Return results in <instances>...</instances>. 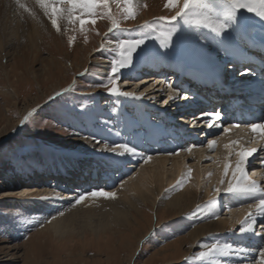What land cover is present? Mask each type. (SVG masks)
<instances>
[{
    "label": "rangeland",
    "instance_id": "rangeland-1",
    "mask_svg": "<svg viewBox=\"0 0 264 264\" xmlns=\"http://www.w3.org/2000/svg\"><path fill=\"white\" fill-rule=\"evenodd\" d=\"M11 1H3L4 13L0 21L5 28L4 33L6 35H10L13 29L19 28L22 37L19 40L9 36L5 49L0 54V65L3 66L0 68V264H200L199 261L193 259L194 254L203 250L202 244L217 242L218 235L205 238L203 243H199L194 247L190 246L188 241H183V238L197 225L205 223L206 221L203 220L209 217L210 212L208 211L193 215L197 210V205H206L214 197L213 189L217 184L211 186L213 197L210 199L205 198V189L211 185L208 182L209 173L207 174L208 177L205 176L207 179L201 188L192 187V190L198 191L199 200H197L198 202L191 212L182 217L164 213L166 209L164 206H158V208L156 206L154 209L144 206L146 208L144 209L146 221L144 223L141 220L140 224L147 226V234H144L146 232L144 230L139 231L140 226H134L133 230L122 228V231L109 240L103 239L99 242L96 235L91 233L88 226L82 224L81 220L79 223L83 228L77 229V227V231L69 233L64 237L65 239H58L55 236H49L41 232V227L46 223L47 218H45L46 213L42 210L45 209V206L52 203L57 205L69 203L67 206L71 207L76 196L89 193V190L90 192L97 189L117 191L121 188V184H124L130 177L136 176L139 170L146 166L147 163H143V160L139 158L118 157L110 152L103 151L105 144L114 146L116 143H134L145 156H148L149 153H151L150 155H156L160 150L166 151L171 147H177V145L168 144L163 149H156L153 145H147L144 142V133L147 127H136L134 125L135 123H141L143 117L135 105L131 103L130 98L109 95L105 97L104 95H107L105 90L102 87L94 86L98 85L110 71V62L115 56V37L113 33H108L110 24L107 20L98 19L94 26L91 24L86 25L88 30L86 33L87 43H85L84 34L78 31V22L75 25H69L66 21H61V32L57 33L50 21L43 15V11L35 3V0H22L35 13L34 17L18 9L15 0ZM140 3L147 4V8H141L135 20L123 22L121 24L122 29L135 30L145 21L154 22L160 16L172 14L164 7L165 0H140ZM112 10L114 13L117 11L114 4ZM246 15L252 25L256 26L253 34L264 39V34H261L264 30L262 22L251 13ZM32 22L36 23L34 25L38 29L34 44L28 42L26 36L30 26L33 25ZM184 31L186 34L181 41H177L176 37H173L172 49H161L158 41L147 40L142 47L152 51L158 50L161 55L140 56V50H138L137 54H134L133 65L122 70L124 75L121 76L119 81L120 88L123 91H133L137 95L143 92L145 101L155 102L156 105L163 104V101L166 100L165 86L168 85L167 90L171 88L174 92L182 94L180 85L174 84L175 82L172 83V86L165 83L162 88V86H157L159 84L157 80L150 83L146 81L148 78L154 79L155 76L151 75L142 76V80L138 79L136 81L135 72L157 64L179 67L180 62L176 54L178 50L183 51L189 58L210 62L213 66H218L219 62L217 60H220L221 55L224 53L231 54L226 51L223 52L224 48L219 45L218 41L222 38H213V35L205 36L207 30L186 28ZM105 33H108L111 42L104 49L97 51V49H100V45L105 42ZM239 33L237 31L235 35L233 33V36L232 34L230 36L225 34L228 36L229 50L238 48ZM133 34L138 35V33ZM68 35L76 37L72 47H69L67 43ZM166 52L168 55H163ZM228 58H231V56H228ZM100 62H104L105 67H101ZM185 73L189 74L190 72L186 70ZM145 81L146 83H144ZM69 86H74V90L64 92V89L69 88ZM153 88L154 90H152ZM57 92H61L62 95L56 96ZM49 96H53L55 99L49 100ZM176 101L175 103L169 102L165 112H170L173 115L172 121L175 122L176 118H179L178 120L182 123L185 117L182 113L179 114L180 110L178 108L180 106L178 105L180 103L178 104ZM34 107H38L40 113L37 118L38 124H45V128L41 129L38 126L33 127L29 124L25 126L27 131H21L19 119ZM150 107H152L150 103L143 104V110L148 117V125L161 126L164 123L162 113L157 114ZM186 120L185 127L182 129L183 132L191 126L193 119L191 121ZM174 122L166 123V126H168L167 136L174 135L176 136L175 139L178 140L182 132L178 130L180 127L176 126ZM241 128L247 127L234 128V131L229 134L224 131L217 133L215 150L210 151V153L207 150L210 156L203 159L199 165L197 157H195L198 148H193L195 154H186L187 151L181 148L179 155L185 154V157L188 156L185 165V177L190 166L189 169L193 171L191 179L185 182L186 184L182 186L181 190L172 191L173 187L167 186L159 199L166 194L165 199L168 200L170 197L181 193L182 190L184 191L188 186L187 184L193 180L194 167L202 166L206 170L208 164L220 159L226 152L225 140L239 141L240 144L242 143L248 148L251 145L250 143L259 135L252 133L250 130H247L248 133L245 134L241 131L244 129ZM104 130L106 133L101 136L100 133H103ZM164 135L159 138L164 137ZM84 137H88V139ZM96 141H99V143ZM205 146L201 148H205ZM262 153L259 157L264 159ZM179 155L162 153V157L170 158ZM109 157H112V159H109ZM232 157L234 158V156ZM77 160H86V163L95 160L106 163L107 170L111 171L109 176L112 180H107L108 183L106 184L100 182L92 189L80 188L85 192L79 193L77 191L79 184L64 187L62 186L64 184L60 182L58 186L49 175H42L45 170H52L65 163L74 166V162ZM120 161L123 162L118 163ZM255 163L262 166L259 160H256ZM85 169L90 171L91 168L83 167L81 170L83 174H85ZM258 170L264 172L261 167ZM79 174L81 175V173ZM36 175H39L38 178L35 177ZM69 180L74 184L72 178ZM61 181L69 183L68 180L61 179ZM47 186H52V188L47 189V195L41 196L46 199L41 200L38 209H32L29 206L28 203L37 202L26 200L31 195H18L19 192H26L27 187L35 188L38 193ZM57 191L61 194L59 196L61 198H65L67 195L72 197L70 196L67 200L57 199V196H55ZM32 198L35 197L32 196ZM98 199L102 198L89 199L90 202H87L90 203L89 206L84 202L81 205H76L82 206L81 209L84 212L87 213L88 211V215L91 216L93 222H96V225L104 222V220H101V213L104 212L105 208L103 202L110 201L108 199L97 201ZM216 199L218 205L213 211L219 214V218L228 220L229 217H232L231 212L226 208V200L229 198L221 193L220 197ZM38 201L40 200L38 199ZM102 203L104 208L101 207ZM157 204L159 205V202ZM242 204L246 206L247 202L233 200L230 206L234 210L243 207ZM159 213L161 216L157 217ZM215 219L217 218L212 216L209 220L215 221ZM228 222L229 225L225 234L227 236L225 237H232H230L231 242L229 244L241 248H250L253 252L262 247L261 245L254 247V245L248 246L247 244L238 243L237 239L239 241L249 239V242H253L254 239L246 233L241 234L239 232L240 223L236 224L232 220ZM259 222L260 219L258 218L257 223ZM146 223L147 225H144ZM165 225H171V227H164ZM257 226H261V224L256 225V230ZM259 229L257 232H264L261 227ZM101 230L104 231L101 232L104 233L101 237L109 235L105 232H112L107 227ZM125 232L126 235H123ZM154 232L158 235H153ZM258 238L260 239L259 236ZM177 249L178 251L174 253Z\"/></svg>",
    "mask_w": 264,
    "mask_h": 264
},
{
    "label": "snow or ice",
    "instance_id": "snow-or-ice-1",
    "mask_svg": "<svg viewBox=\"0 0 264 264\" xmlns=\"http://www.w3.org/2000/svg\"><path fill=\"white\" fill-rule=\"evenodd\" d=\"M15 3L22 12L34 17L35 13L22 0H15ZM35 3L43 11V15L50 21L57 33L61 32V21H66L69 25H75L78 22V31L84 34L85 43H87L86 33L88 30L86 25L91 24L94 26L98 19L109 22L108 33H113L115 37V56L110 62V71L98 85L94 86L102 87L112 97L140 99L144 96L143 92L137 95L133 91H123L119 86V81L121 76L124 75L122 70L133 65V57L138 50H140V56L161 55L158 50L152 51L142 47L147 40L158 41L161 49H172L173 37H176L177 41H181L186 34L184 29H203L211 33L213 38H222L218 43L227 52L230 45L225 34L231 35L232 32L247 27L251 23L246 15L247 13H251L255 18H258L262 22V28H264V0H165L164 7L172 14L160 16L154 22L145 21L135 30L122 29L121 24L128 20H135L140 9L147 8V4L140 3V0H35ZM113 4L117 9L115 13L112 10ZM108 33H105V42L100 45V49H97V51L104 49L111 42ZM133 33H138V35ZM75 39L74 35L67 36L69 47L73 46ZM163 55L167 56L168 53L166 52ZM72 90H74V86H69V88L64 89V92ZM60 95H62L61 92L56 93V96ZM179 95L178 92H172L163 103L175 102ZM181 98L186 99V97ZM48 99L53 100L55 97L49 96ZM39 114L38 107H34L26 115H23L19 119L21 131H27L25 126L29 124L44 129L45 124H38ZM202 115L210 117L206 121L209 129L221 127V114L219 112L203 113ZM260 121H252L246 126L252 133L258 134L260 140L264 141V117H260ZM193 123H195V120H193ZM240 126V124H232L231 128ZM229 131V128H224L225 133ZM84 138L88 139V137ZM96 142L99 143V141ZM255 142V140L252 141V143ZM216 146L217 140L215 139L208 140L206 143V147L210 151H214ZM194 147L195 145H192L183 150L191 153ZM224 147L228 150V156L224 158L223 172L218 185L213 189L214 197L206 205H197V210L193 215L208 211L218 219L219 214L213 210L218 205L216 198L220 197L221 193L231 200L247 202V214L239 222V232L259 236V243L262 247L253 252L250 248H233L231 244L217 241L202 244L203 250L194 254L193 259L199 261L200 264H221V257L227 258L235 254L236 256H243V259L235 261V264H245V260L248 261V264H264V232L256 231L258 218L261 221V226L264 227V184L252 178L253 175H261V178L264 179V172L249 174L250 167L256 160H259L262 168H264V159L256 155L259 151L257 147L244 148L239 141H232L230 144H225ZM103 151L110 152L118 157L139 158L143 160V163H148L152 159L151 156H145L140 152L134 143H116L114 146L105 144ZM171 154L179 155L180 153L174 152ZM233 155L236 157L234 164L230 159ZM254 156L255 160L249 159ZM109 159H112V157H109ZM118 163H122V161ZM216 163L219 164V161H216ZM211 175L209 173V176ZM191 176L192 170L188 169L186 177L178 180L172 191L181 190L185 182L191 179ZM121 187H123V184H121ZM18 195L24 196L27 193L22 192ZM89 197L114 200L117 198V194L114 191L97 189L76 196L73 206L82 204ZM59 198L61 197L57 196V199ZM39 199L44 200L46 198L39 197ZM60 215H63V213L61 212ZM52 219L54 220L56 217L53 216ZM47 222L51 223V220ZM164 227H171V225H165ZM153 235L158 234L154 232Z\"/></svg>",
    "mask_w": 264,
    "mask_h": 264
},
{
    "label": "bare ground",
    "instance_id": "bare-ground-1",
    "mask_svg": "<svg viewBox=\"0 0 264 264\" xmlns=\"http://www.w3.org/2000/svg\"><path fill=\"white\" fill-rule=\"evenodd\" d=\"M3 1L4 0H0V18L4 13L3 7H2ZM8 2H12V1L8 0ZM34 24H36V23H33V25ZM33 25H31V26H33ZM253 25L251 23L247 27H245L241 31H239L240 33L238 34V36L241 38H239V42L237 44L238 48L236 50H233V52L231 53V56H232L231 60L234 61V64L241 62V60L244 57H247L250 47H253L259 51H262L260 55L257 54L258 56H256V58H255L256 61H258L259 57L261 58L263 56L262 53L264 52L263 51L264 42L259 41L255 38L253 33H254L256 26L255 25L253 26ZM31 26H30L29 32L27 33L26 36L29 40L28 42H31L32 44H34L35 43L34 41H36L35 36L38 34V29L35 27V25L33 27H31ZM4 31H5V28L2 24V22L0 21V54L5 49L6 41H8L10 37H14V38L19 39V40L22 37V34L19 31V28L15 29V30L13 29V31L11 32L10 35H8V34L6 35L4 33ZM233 33L235 35V33H237V32H232V36H233ZM205 34H206L205 36H212V34L208 33V32ZM261 34H264V30H262ZM228 36H230V35H228ZM230 51H228V52H230ZM223 52H225V50ZM176 54H177V56L179 58L178 60L180 62L179 67L173 65L174 66L173 70L176 72L169 69L168 71L165 70L164 75H161V77H157V76H159V74H157L156 75L157 78L154 77V79L153 78H148V79L144 78V79H146V81L149 83L154 81V80L155 81L157 80V82H159V84H157V86H162V88L165 86V83L172 86L173 85L172 83L175 82L174 84H177L182 79V77L184 76L185 71L188 69V67H191L192 69H194V70L190 69L191 75L193 76V78H197L198 75H197L196 71H198V70L203 71V72L219 71V70L223 69L222 65H224L229 60V58H228L229 55L227 53H224L223 55H221L220 60L219 59L217 60V62H220L219 63L220 65L217 68H215L213 66V64L210 62H203L197 58H189L183 51L178 50L176 52ZM252 57H254V56H252ZM103 63L104 62L101 63V67H105V65H104L105 63L104 64ZM157 66L158 65H153V67H157ZM228 66H232V65L230 64ZM1 67H3V66L0 65V68ZM143 70L150 71L151 69H149V68L144 69L143 68L140 71H138L137 75L139 77L136 76V78H135L136 81H138V79H141L142 76L144 77L146 75L145 73H143ZM154 71H156V70H154ZM155 73H158V72H155ZM177 73H179V74H177ZM151 76H154V74ZM146 81L144 83H146ZM165 87H166L165 98L167 99L168 95L174 91L171 88H169L167 90L168 85ZM152 90H154V88ZM181 91L184 93V95L180 94L181 95L180 98L176 99L177 100L176 103H178V104L180 103L178 105V106H180L178 108V110H180L179 114L182 111L185 112L186 110H189L186 108L182 109V105H183V103H187L188 101H190V98H192L191 95H189L188 93L185 94V92L183 90H181ZM155 93H157V92H155ZM104 96L108 97V94L104 95ZM181 97H186V99L185 98L181 99ZM130 100H131V103H133L135 105L136 109L138 110V112H140V114L143 117V119H141L142 120L141 123H135L134 125L136 127H139V126L147 127L146 131L144 133L145 135L143 134L144 139H145V140L143 139L144 142L147 143V145L157 144V147H155L153 145L156 149H163L168 144L169 145H171V144L175 145L176 144L177 147H175V146H174L175 148L171 147L170 149H168L166 151L160 150L156 155H154V154L150 155L151 153L148 154V156L152 157L150 162H148L145 167L141 168L139 170L138 174H136V176L130 177L128 180H126L123 184V187L117 189V191H114L117 194V198L114 200H110V201L106 200L107 202H103V203H105V208L103 207L104 205L102 203L101 207L104 208V212L101 213V215H102L101 220H104V222L102 224L96 225V222H93L91 219V216L88 215V211L86 213V211L84 212L81 209L82 206L80 207V206H72L71 205V207H70V206H67L69 203H66V204L61 203L58 205L56 203H54V204L52 203V204H49V206H45L44 207L45 209H42L44 211V213H46L45 218L47 217L46 223L41 227V232H43L44 234L49 235V236H55L58 239L59 238L62 239L65 236H67L69 233L76 232L77 227H78L77 229H82L83 227H82V225H80L81 223H79L81 221H82V224L88 226L89 231L91 233H94L96 235L99 242L102 241L103 239L109 240L112 236H115L118 232L122 231L123 229L124 230H133L134 226H140L139 231H142V230L146 231L147 226H142L140 224L141 220L144 223L146 221L145 220V210H144L146 208H144V206L148 207V208H152V209H154V207H156V206H157V208H158V206H160V207L164 206V207H166L164 213H167L168 215L173 214V215H176L177 217L178 216L182 217L183 215L187 214L188 212H191V210L195 207L196 203L198 202L197 200H199L198 199L199 198L198 193H197L198 191L192 190V187H194V188L197 187V189L201 188V186L204 185V182L207 179L205 176L208 177V175H207L208 173L212 174L208 178L209 179L208 182L211 185H209V187L205 189V198L210 199L213 197L212 196L213 193H211L212 192L211 186L213 184L218 185V182H219L221 175H222V172H223L224 158L228 156V150L227 149H225L226 152L223 154V156L220 159L216 160V161H219V164H217L216 161H213L211 164H208L206 166V170L203 169L202 166L194 167L193 180L190 181L191 183H188L187 187L185 186L186 188L184 191L182 190L181 193L170 197V199H168V200L165 199L167 197L166 194H164L162 196V198H160V199H159V196L162 194L164 188H166L167 186L172 188L174 186V184H176V181L180 180L182 177H185V172H186L185 165H186L188 156L185 157V154H181L175 158H170V157H162V153L167 152L169 155H171V153L179 152L181 150V148L186 149L189 146L195 145L194 149L198 148L196 151L197 155L195 157H197V162L199 165L203 159L210 156V154H209L210 150L205 146L208 139L209 140H211V139L217 140L216 137H217V133H219V131L214 130L216 132H213L212 134H210V133L207 134L206 135L207 139H205L204 143H197V141H195V138H192V140L188 139L193 134L183 136V131H182L183 127H180V128H178V130H180L182 132V137H180L178 140H176L175 139L176 136H174V135L173 136H167L168 126H166L165 122L161 126L148 125V117H147L146 112H144V110H143V104L144 103H150L152 105V107H150V109L152 111L154 109L155 110L159 109L161 113H164V114H162V116L165 115V116H163L165 119L171 120L173 115L170 112H168V113L165 112V110H167L169 102H173V101H169L167 104L163 103V104L156 105V104H154L155 102L148 101V100L145 101V99L143 97L140 99L130 98ZM173 103H175V102H173ZM172 105H174V104H172ZM155 110L153 112H155ZM157 114H159V113H157ZM184 117H185V115H184ZM187 118L189 119V117H187ZM204 119L209 120V118H203V120ZM193 120H196V119L194 118ZM193 120H192V122H193ZM186 122L187 121L185 118V119H183L182 124L184 125ZM179 123H181L180 120H179ZM195 125L197 127L198 126L201 127V125H198L197 123ZM200 127H198V128H200ZM243 127H245V126H243ZM114 128H115V126H114ZM226 128L230 129V131L227 134L234 131L233 130L234 128H231V126L230 127L227 126ZM241 129H244L241 131H243L245 134L248 133L247 130L249 131L248 127L247 128H241ZM221 131H224V129ZM237 131H238V129H237ZM105 133L106 132L104 130L103 133H100V134L102 136V134H105ZM240 134H242V133H240ZM161 135H164V137L159 138ZM165 136H167V137H165ZM206 136H203V137L200 136V137L204 138ZM171 137H173V138H171ZM169 138H171L172 140L171 139L169 140ZM232 141H233V139L232 140H225L224 142H225V144H230ZM255 141L256 142L253 144L251 142L250 143L251 145L248 148L257 147L259 149L260 146H262V144H264V141L260 140L259 136L256 137ZM240 145L244 148H247L242 143ZM184 146H186V148H184ZM204 146H205V148H201ZM142 148H146V147H142ZM207 150L209 151V153ZM160 152H162V153H160ZM182 152H184V151H182ZM191 153L195 154L193 152V150ZM191 153L186 152V154H191ZM258 154H260V153H258ZM231 158H233V157H231ZM253 158L254 157H251L249 159L253 160ZM235 159H236L235 156L233 159H231V162L233 164L235 163ZM86 162H87L86 160L85 161L77 160L76 162H74L75 163L74 166H75L76 171L72 172V174H73L72 180H74L75 177L79 176L78 175L79 173H77V171H79L81 174H83L82 173L83 171L81 172V170L83 167L88 165V163H86ZM104 164L107 165L106 163H104ZM259 165H258V163H253L250 167L249 174L251 175L252 172L261 173L258 170V168L260 167ZM207 167H209V168L207 169ZM189 168H191V167L189 166ZM211 168H213V169H211ZM42 170H44V169H42ZM57 170L58 169L54 170L56 175L53 173L52 170L51 171L48 170L49 172L47 170H45V172H43L42 175H45V176L49 175V177H51L52 181L55 182L56 185H58L61 182V184H64V185H62L64 187L75 186V184H76L75 182H74V185H71L70 184L71 180H69L68 177L59 175L61 173L57 174V172H56ZM111 170H112V168H111ZM250 171H252V172H250ZM110 172L111 171L106 170V173H104L105 175H107L106 176L107 180H109L111 178V177L107 178L110 175ZM32 173H34V172H32ZM95 175H96L95 172H93L91 174L92 177H95ZM38 176L39 175H36L35 177L38 178ZM26 177H27V174H26ZM252 178L260 181L261 175H253ZM29 179H31V178H29ZM61 179L65 180V181L68 180L69 183H64L63 181H61ZM107 180L105 181V184L108 183ZM110 180H112V179H110ZM82 183H79V184H82ZM154 183H155V185H154ZM260 183H261V181H260ZM65 184H69V185H65ZM189 184H191V185L189 186ZM47 187L44 190L41 189V191H39L38 193H37V190L35 188H33V189L31 187L26 188V192H24V193H27V195H31V197H29L26 200L29 202L32 200H33L32 202L37 201L36 203H28L29 206L32 207V209H38L40 207L39 203H41V200L39 199V197L43 196L44 194L47 195V193H46L47 189L52 188V186H50L48 188ZM80 188H83V187L79 186L77 191L79 193H84L85 190H80ZM92 188H94V187H92ZM43 191H45V192H43ZM58 192L59 191L55 192L56 193L55 196L61 195ZM89 192H90V190H89ZM27 195H24V196H27ZM32 196H34L35 198H32ZM70 196L67 195V197L60 198V199L61 200H67V199H69ZM38 199L40 201H38ZM89 199H91V197H89L87 200L84 201V203H86L87 206L90 205V203L89 204L87 203V202H90ZM91 201H93V200H91ZM97 201H105V200H104V198H102V199H98ZM161 201H163V202H161ZM226 201H227L226 202V205H227L226 208H228L227 210L231 212L232 217H229L228 220L218 218V219H215V221H210L209 219L213 215L211 213H209L208 214L209 217H207L205 220H203L206 222L200 223V225H197L195 228H193V230H191L183 238V241H185V242L188 241L190 243L189 245L194 247L195 245H198L199 243H203L205 238H209L212 235H216V236L218 235L217 241H219L220 243H228L229 244L231 242L230 241L231 236L225 237V236H227L225 234L227 232V228L229 225L228 221L232 220L234 223L237 224L243 218H245V216L247 214V205L245 206L242 204L243 207H241V208L238 207L237 209L232 210L230 203H232L233 200L227 199ZM157 202H159V205L157 204ZM86 205H83V206H86ZM47 207H48V209H46ZM100 211H101V209H100ZM61 212L63 213V215H60ZM53 216H55L56 219L53 220L52 219ZM160 216H161V214L159 213L157 215V217H160ZM48 220H51V223H48L47 222ZM259 224H261V221L259 223H257V225H259ZM144 225H147V223ZM105 227L110 228V230L112 232H105L106 234H109V235H107L105 237H101V235L104 234V233H101V232H104L101 229H103ZM259 227H261V230L264 229V227H262V226H257L256 231H258ZM126 232L123 233V235H126ZM147 233H148V231H146L144 234H147ZM220 235H221V239H220ZM248 235H250V234H248ZM251 238L254 239L253 242H249L248 241L249 239L246 241H245V239L240 240V241L237 239V242L240 244H247L248 246H251V245H254V247H256L258 245L260 246V243H259L260 239L258 238V236H251ZM90 239L94 240L93 238H90ZM214 239H215V237H214ZM210 240H212V239H210ZM232 247L233 248H241V247H237V246H232ZM244 248H246V247H244ZM177 251H178V249L175 250L174 253H176ZM179 251H180V249H179ZM166 255H168V254H166ZM240 259H243V256H236L235 254H233L231 257H227V258L221 257L220 258L221 264H235V261L240 260ZM245 264H248L247 260H245Z\"/></svg>",
    "mask_w": 264,
    "mask_h": 264
}]
</instances>
